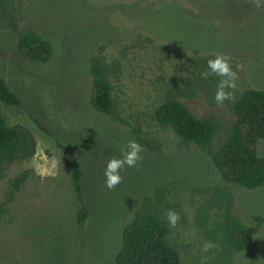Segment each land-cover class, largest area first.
Listing matches in <instances>:
<instances>
[{"label":"rangeland","instance_id":"rangeland-1","mask_svg":"<svg viewBox=\"0 0 264 264\" xmlns=\"http://www.w3.org/2000/svg\"><path fill=\"white\" fill-rule=\"evenodd\" d=\"M31 31L51 44L48 62L21 51V35ZM217 55L237 72L223 106L214 101L221 78L201 76L208 71L202 60ZM94 65L111 86L112 116L92 107ZM0 78L22 101L0 111L27 154L0 172V264H116L124 229L146 199L181 264H264V187L226 183L206 151L155 120L161 104L180 101L196 117L216 120L217 150L235 119L231 104L248 90L264 91V3L0 0ZM129 140L141 145V160L109 190L104 168ZM257 150L264 157V140ZM74 157L84 173L82 201L72 185ZM226 196L253 233L242 253L223 243ZM82 205L89 219L80 227ZM168 210L179 213L174 228ZM206 241L216 245L207 253Z\"/></svg>","mask_w":264,"mask_h":264},{"label":"trees","instance_id":"trees-1","mask_svg":"<svg viewBox=\"0 0 264 264\" xmlns=\"http://www.w3.org/2000/svg\"><path fill=\"white\" fill-rule=\"evenodd\" d=\"M21 51L35 63H46L52 57L51 44L31 31L21 35ZM207 65V60H202ZM94 77L92 107L109 116L114 114L112 89L104 70L99 65L92 69ZM0 106L21 108V99L11 90L5 80L0 78ZM235 116L227 138L212 150L219 126L214 118H198L188 107L175 99L161 104L155 112L156 122L170 127L185 144H194L207 152L212 158L222 179L247 190L264 187V157L258 154V142L264 140V91L248 90L230 106ZM38 129L47 131L42 124L33 119ZM21 132L10 127L0 111V172L5 164L26 157V152L18 151ZM32 155V154H31ZM83 170L80 161L74 157L72 164V185L80 201L83 195ZM227 197L224 213L223 243L228 252L247 251L253 242V233L236 217ZM89 219V210L82 205L78 225L84 226ZM116 264H181L178 251L167 239L166 224L157 212L156 205L146 199L136 211L133 220L123 232L122 248Z\"/></svg>","mask_w":264,"mask_h":264},{"label":"clouds","instance_id":"clouds-1","mask_svg":"<svg viewBox=\"0 0 264 264\" xmlns=\"http://www.w3.org/2000/svg\"><path fill=\"white\" fill-rule=\"evenodd\" d=\"M264 3V0H257V6ZM207 72L201 73L202 78L215 75L221 79L218 81L214 94V101L218 106H223L224 102L231 101L233 94L230 89L236 87L237 72L230 66L229 60L225 56L217 55L207 60ZM120 158H110L104 168V184L109 190L121 183V170L126 166L131 168L138 166L141 160V145L134 140H129L127 144L119 149ZM167 226L174 228L180 219L179 213L168 210L165 216ZM216 247L212 241H206L202 246V252H209Z\"/></svg>","mask_w":264,"mask_h":264}]
</instances>
